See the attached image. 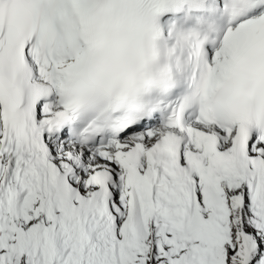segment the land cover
<instances>
[{
  "label": "snow or ice",
  "instance_id": "obj_1",
  "mask_svg": "<svg viewBox=\"0 0 264 264\" xmlns=\"http://www.w3.org/2000/svg\"><path fill=\"white\" fill-rule=\"evenodd\" d=\"M0 264H264V0H0Z\"/></svg>",
  "mask_w": 264,
  "mask_h": 264
}]
</instances>
